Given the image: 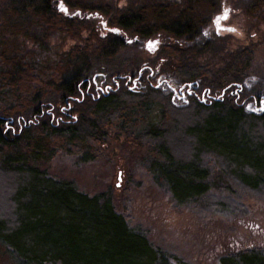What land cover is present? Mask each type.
<instances>
[{
  "label": "trees",
  "instance_id": "1",
  "mask_svg": "<svg viewBox=\"0 0 264 264\" xmlns=\"http://www.w3.org/2000/svg\"><path fill=\"white\" fill-rule=\"evenodd\" d=\"M222 4L241 13L246 45L213 32ZM262 25L264 0H0V246L11 264H168L109 192L88 196L42 169L59 153L100 158L121 136L198 216L227 218L264 201V112L245 109L264 95V79L248 75ZM147 42L154 55L144 56ZM98 67L112 85L99 87ZM146 67L232 87L233 100L174 106L153 89L118 92V77ZM217 262L264 264V248Z\"/></svg>",
  "mask_w": 264,
  "mask_h": 264
},
{
  "label": "rangeland",
  "instance_id": "2",
  "mask_svg": "<svg viewBox=\"0 0 264 264\" xmlns=\"http://www.w3.org/2000/svg\"><path fill=\"white\" fill-rule=\"evenodd\" d=\"M231 15L232 23L240 31L232 35L231 43L237 44L238 38L246 45L249 40L244 35L248 25H244L240 12ZM255 35L262 36V31L258 35L253 32L251 39ZM149 51L152 49L144 50V56ZM125 55L139 53L128 50ZM108 72L98 67L92 75L100 76L97 80L101 81ZM248 75L264 79V44L254 50ZM152 109V114L158 113L155 106ZM101 149L100 158L83 162L59 153L42 169L53 179L69 182L88 196L109 192L116 211L128 217L132 229L146 233L150 242L168 257V264H218L224 254L264 248V201L250 199L246 201L244 214L227 218L198 216L189 206L175 204L170 193L153 181L142 164L145 152L124 141L123 136L105 142ZM0 264H11L1 246Z\"/></svg>",
  "mask_w": 264,
  "mask_h": 264
},
{
  "label": "flooded vegetation",
  "instance_id": "3",
  "mask_svg": "<svg viewBox=\"0 0 264 264\" xmlns=\"http://www.w3.org/2000/svg\"><path fill=\"white\" fill-rule=\"evenodd\" d=\"M225 12L228 13V19L222 21L218 26L215 21L216 18L222 16ZM230 7H226L222 4V9L214 14L212 19L213 32L220 36L237 35L240 33L236 27V23H232ZM228 29H235L234 32L228 31ZM156 50V49H155ZM154 49L148 53L154 55L156 53ZM96 78H93L95 81ZM103 83L99 84V87H107L112 85L113 81L110 80V75L104 77ZM118 92L123 87L133 93H146L149 89H153L159 92L164 98L168 99L174 106H189L191 101H196L204 106H212L216 103H222L223 101L233 100L234 90L229 87L223 88L221 91L213 90V87H204L196 82L182 83L175 76L170 74H160L152 67H146L139 75L120 76L118 82H115ZM245 109L250 113L264 112V95H260L257 98H253L251 101L246 102Z\"/></svg>",
  "mask_w": 264,
  "mask_h": 264
},
{
  "label": "snow or ice",
  "instance_id": "4",
  "mask_svg": "<svg viewBox=\"0 0 264 264\" xmlns=\"http://www.w3.org/2000/svg\"><path fill=\"white\" fill-rule=\"evenodd\" d=\"M61 10L64 11L65 9H63V7H62ZM227 19H228V13L225 12L222 16H219L216 18L215 23L219 26L222 21H226ZM228 31L234 32L235 29H228ZM262 110H264V109H262Z\"/></svg>",
  "mask_w": 264,
  "mask_h": 264
},
{
  "label": "water",
  "instance_id": "5",
  "mask_svg": "<svg viewBox=\"0 0 264 264\" xmlns=\"http://www.w3.org/2000/svg\"><path fill=\"white\" fill-rule=\"evenodd\" d=\"M156 42H147L146 43V49H152V46L155 44Z\"/></svg>",
  "mask_w": 264,
  "mask_h": 264
}]
</instances>
